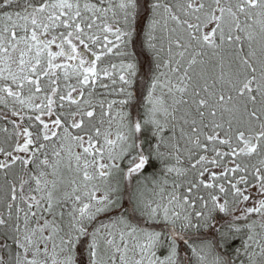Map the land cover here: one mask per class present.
Listing matches in <instances>:
<instances>
[{
	"label": "snow or ice",
	"instance_id": "obj_1",
	"mask_svg": "<svg viewBox=\"0 0 264 264\" xmlns=\"http://www.w3.org/2000/svg\"><path fill=\"white\" fill-rule=\"evenodd\" d=\"M0 264H264V0H0Z\"/></svg>",
	"mask_w": 264,
	"mask_h": 264
}]
</instances>
